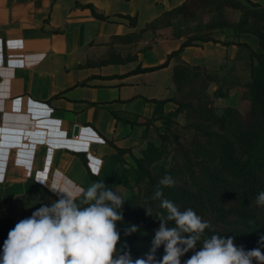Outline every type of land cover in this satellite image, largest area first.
Returning <instances> with one entry per match:
<instances>
[{
  "label": "crops",
  "instance_id": "0c3cea01",
  "mask_svg": "<svg viewBox=\"0 0 264 264\" xmlns=\"http://www.w3.org/2000/svg\"><path fill=\"white\" fill-rule=\"evenodd\" d=\"M185 1L0 0V208L15 224L62 197L38 178L74 195L92 184L88 168L96 174L104 154H134L157 117L154 100L174 97L177 64L219 72L245 61L242 47L206 41L183 47L166 67L134 73L186 42L173 33L181 16L150 25ZM250 1L264 8V0ZM256 40L238 35L253 50Z\"/></svg>",
  "mask_w": 264,
  "mask_h": 264
},
{
  "label": "trees",
  "instance_id": "16d2710c",
  "mask_svg": "<svg viewBox=\"0 0 264 264\" xmlns=\"http://www.w3.org/2000/svg\"><path fill=\"white\" fill-rule=\"evenodd\" d=\"M186 0L180 6L164 12L150 25L168 27L172 19L181 16L187 20L194 17L198 10H221L230 8L242 13L239 26H249V19L255 23H264V8L250 0ZM249 33L257 38V47L251 49L249 44L242 42H227L224 45L236 44L248 51L250 67L249 80L244 84L243 97L249 102V117L244 118L232 106L224 107L221 112L207 102H182L173 98L154 100L158 105L155 110L156 119L161 118V106L167 102L176 105L175 114L184 113L186 123L184 129L187 135L169 136L162 134V141H173L174 162L161 176H155L146 168L159 159V149L148 144L141 159H136L137 167L132 170L134 178L143 180L140 193H132L122 202L121 214L123 219L117 221L116 230L120 239L116 245L115 255L130 253L133 259L142 257L151 247L155 230L159 227L161 215L166 210L160 207L161 200H153L157 187L163 196L173 202L181 211L192 209L204 221L210 223L205 229L201 240L197 241L195 249L189 250L180 257L181 264L198 251L202 242L213 234L221 237H232L236 246L249 250L260 248L264 253V244L260 238L264 236V205L256 204V197L264 192V32L248 28L238 32ZM187 39L180 49L172 52L167 60L158 66L136 69L137 72H150L166 67L169 60L177 56L183 47L192 45ZM209 40H205L206 42ZM200 67H189L177 64L174 67L172 79L175 89L183 84H189L199 79ZM207 75L204 78L207 79ZM203 79V80H205ZM202 80V81H203ZM205 82V81H204ZM204 83L203 88L206 84ZM171 139V141H170ZM172 143V142H171ZM120 156L124 150L115 148ZM84 165L87 162L82 157ZM88 168V167H87ZM90 182H103L107 188L115 192L118 185L126 186L123 178L114 180L111 177L102 178L88 168ZM171 176L175 183L170 187L159 185L165 176ZM79 203V200H77ZM86 207V205H81ZM119 211V209H117ZM147 211V213H146ZM15 222L11 219L8 208H0V249L7 239L8 232L13 229ZM137 226L138 230L126 235V230ZM169 227L174 222H168ZM164 255L163 246L157 249L155 256L159 260Z\"/></svg>",
  "mask_w": 264,
  "mask_h": 264
},
{
  "label": "clouds",
  "instance_id": "9594fccd",
  "mask_svg": "<svg viewBox=\"0 0 264 264\" xmlns=\"http://www.w3.org/2000/svg\"><path fill=\"white\" fill-rule=\"evenodd\" d=\"M37 181L63 195L15 224L0 249V264H181L180 257L195 249L205 229L210 227L192 209L181 211L173 202L161 199L163 192L157 187L152 199L161 200L160 207L167 214L158 219L160 224L151 247L135 259L128 252L117 256L120 234L116 223L123 219L120 210L124 201L120 196L99 181L86 190L78 188L74 195L59 187L55 180L50 185L47 180ZM174 183L168 175L159 181L164 187ZM256 204L264 205V192L257 195ZM169 221L174 222L173 227L168 226ZM137 230V226H131L125 234ZM260 243L264 244V236ZM161 246L164 255L157 260L155 253ZM253 260L264 264L260 248L245 251L234 244L232 237L213 234L203 240L200 249L184 264H252Z\"/></svg>",
  "mask_w": 264,
  "mask_h": 264
},
{
  "label": "rangeland",
  "instance_id": "374dc122",
  "mask_svg": "<svg viewBox=\"0 0 264 264\" xmlns=\"http://www.w3.org/2000/svg\"><path fill=\"white\" fill-rule=\"evenodd\" d=\"M245 3L244 0H240ZM196 15L187 20L181 19L175 23L173 31L174 34H182L185 39H189L191 44H201L205 40L213 43L238 42V35L240 30L248 28L255 31L257 29L264 32V23H255L249 19V26H239V21L242 18V13L230 9L223 8L221 10H198ZM241 58H235L233 63L225 64L221 71H209L204 67L199 66L200 74L202 76L193 80L189 84H183L175 90L174 99L182 102L196 103L198 101L207 102L212 106L216 112H221L224 107L232 106L238 109L244 118L249 117V102L244 99L243 91L244 84L249 80L250 61L248 51L246 48H239ZM238 60V61H237ZM204 75L208 76L207 79ZM205 79V80H203ZM203 80V81H202ZM205 89L203 88L204 83ZM186 123L184 113L175 114V108L162 115L161 118H151L148 121L147 131L141 136L139 148L135 150L134 154L130 152L126 155L120 156L115 151H109L103 155V159L97 162V175L102 178L111 177L114 180L123 178L126 186L118 185L115 188V193L123 200L127 199L132 193H140L143 189V180L134 178L132 170L137 167L136 159H141L143 152L146 150L148 144H152L159 149V159L153 165L146 166V168L155 176H161L169 170L172 166L171 160L174 162L175 155H173L174 143L162 141V134L172 137V135H187L184 129ZM103 147L101 152L103 151ZM241 247V246H237ZM245 251L249 249L242 247ZM252 264H258L253 260Z\"/></svg>",
  "mask_w": 264,
  "mask_h": 264
},
{
  "label": "built area",
  "instance_id": "2783aa9c",
  "mask_svg": "<svg viewBox=\"0 0 264 264\" xmlns=\"http://www.w3.org/2000/svg\"><path fill=\"white\" fill-rule=\"evenodd\" d=\"M75 137H76V139H78V135H76Z\"/></svg>",
  "mask_w": 264,
  "mask_h": 264
},
{
  "label": "water",
  "instance_id": "95a60500",
  "mask_svg": "<svg viewBox=\"0 0 264 264\" xmlns=\"http://www.w3.org/2000/svg\"><path fill=\"white\" fill-rule=\"evenodd\" d=\"M76 131H77V129H76ZM76 131H75V132H76Z\"/></svg>",
  "mask_w": 264,
  "mask_h": 264
}]
</instances>
